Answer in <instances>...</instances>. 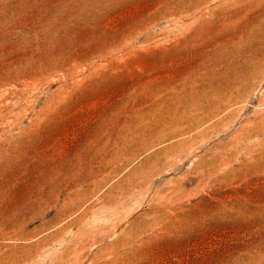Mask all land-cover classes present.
<instances>
[{
  "label": "rangeland",
  "instance_id": "374dc122",
  "mask_svg": "<svg viewBox=\"0 0 264 264\" xmlns=\"http://www.w3.org/2000/svg\"><path fill=\"white\" fill-rule=\"evenodd\" d=\"M0 264H264V0H0Z\"/></svg>",
  "mask_w": 264,
  "mask_h": 264
}]
</instances>
